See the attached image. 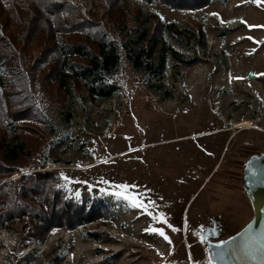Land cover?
Wrapping results in <instances>:
<instances>
[{
	"label": "rangeland",
	"instance_id": "374dc122",
	"mask_svg": "<svg viewBox=\"0 0 264 264\" xmlns=\"http://www.w3.org/2000/svg\"><path fill=\"white\" fill-rule=\"evenodd\" d=\"M65 1L114 41L121 65L105 83L117 90L101 98L76 86L67 101L56 81L48 88L37 71L25 96L11 81L13 68L0 64V148L13 121L11 129L29 149L3 164L0 184L12 180L18 191L22 176L54 171L53 183L67 195L106 208L97 221L53 227L42 241L30 237L27 220L0 225V264H208L212 246L253 217L248 164L264 154V5L211 0L202 8L176 9L158 0H124L107 9L103 0ZM143 15L153 17L144 24L150 29L161 20L182 30L178 38L163 35L177 56L166 55L160 80L126 56ZM45 31L42 25L30 44L31 63L42 52ZM79 39L86 41L84 33L67 37ZM65 42L55 32L56 48ZM243 121L247 126H240ZM117 185H128L125 194L142 207L114 195L124 191Z\"/></svg>",
	"mask_w": 264,
	"mask_h": 264
},
{
	"label": "trees",
	"instance_id": "16d2710c",
	"mask_svg": "<svg viewBox=\"0 0 264 264\" xmlns=\"http://www.w3.org/2000/svg\"><path fill=\"white\" fill-rule=\"evenodd\" d=\"M21 1L25 3L24 8L17 3V0L7 2L0 0V10L6 14L4 18L0 13V37L3 40L0 44V64H7L13 68L12 83H18L26 96L27 87L33 84L36 73L39 71L42 72L41 81L46 82L48 88L53 79L56 81L57 89L64 93L67 101L76 96V86L85 88L92 97H110L117 90V86L106 84L105 77L119 68L121 56L114 41L108 37L104 29H93L94 20L88 16L80 19L74 13V6L65 0ZM103 1L107 9L115 4L121 6L124 4V0ZM142 1L145 5H150L154 0ZM158 1L176 9H198L211 2V0ZM75 18L78 20L73 21ZM151 20H153L152 16L144 17V15L142 19H139L134 29L136 37L130 42L135 47L128 49L126 56L134 68L145 72L150 79L160 80L166 65V55L177 56V53L162 40L163 35L168 34L178 38L182 30L161 20L155 21L150 29L144 24ZM42 25L46 29V38L42 42L43 49L31 63L30 44L38 40L36 33ZM10 26L13 27L12 32L5 34L4 30ZM57 31L63 33L66 41L65 45L59 49L53 43L54 34ZM72 33H84L86 41L67 40L68 35ZM37 42L40 43V41ZM201 44L203 45L204 42ZM71 57L79 60L68 63ZM0 85H2L1 78ZM42 87L46 89L45 86L42 85ZM25 99L27 100V97ZM67 106L68 102L65 108ZM30 110L29 105L26 111ZM23 112L25 113V108L21 109L19 115L23 116ZM63 118L67 119L68 115H64ZM11 123L13 121L8 122L6 126L13 132L3 144L2 149L0 148V168H4V163L16 162L29 153L25 140L11 129ZM9 171L10 174L14 172ZM56 176L54 171L37 172L27 178L22 176L18 180L20 184L18 191L11 188L12 180L0 184V225H14L27 220L30 237L42 241L53 227L71 230L97 221L103 216L106 208L104 204L88 198L76 199L67 195L53 183ZM24 179L26 181L22 183Z\"/></svg>",
	"mask_w": 264,
	"mask_h": 264
},
{
	"label": "water",
	"instance_id": "95a60500",
	"mask_svg": "<svg viewBox=\"0 0 264 264\" xmlns=\"http://www.w3.org/2000/svg\"><path fill=\"white\" fill-rule=\"evenodd\" d=\"M262 159H264V154L248 164V170H250L248 173L249 187L253 179L264 180V164L255 165L258 160ZM245 226L226 239L224 241L227 242L226 244H218H222V248H217L216 245L212 246L216 264H264V228L254 233L242 235L241 232ZM218 252H222L223 255H216Z\"/></svg>",
	"mask_w": 264,
	"mask_h": 264
},
{
	"label": "bare ground",
	"instance_id": "6f19581e",
	"mask_svg": "<svg viewBox=\"0 0 264 264\" xmlns=\"http://www.w3.org/2000/svg\"><path fill=\"white\" fill-rule=\"evenodd\" d=\"M240 126H247L246 122L240 123ZM264 164V159L258 160L255 165ZM251 193L249 198L253 209V217L242 230L241 234H250L264 228V180L253 179L250 183Z\"/></svg>",
	"mask_w": 264,
	"mask_h": 264
},
{
	"label": "snow or ice",
	"instance_id": "6c2138e0",
	"mask_svg": "<svg viewBox=\"0 0 264 264\" xmlns=\"http://www.w3.org/2000/svg\"><path fill=\"white\" fill-rule=\"evenodd\" d=\"M253 2L257 3V5H264V0H253ZM213 15H218V14H215L213 13ZM223 23V21H221ZM243 22V21H242ZM246 23V22H245ZM249 27H253V26H249ZM261 27H264V26H261ZM249 39H251V37H249ZM259 75H264V73L262 74H259ZM65 180H67L68 178L67 177H64ZM128 185H117V188H120V189H123L124 191L123 192H116L114 193V195H116L117 197H123L125 200H129L133 206L135 207H142V204L138 202V198L136 196H130V195H126V191L128 189ZM101 191L103 192L104 189H101ZM77 196H79V193L76 194ZM165 223L167 222L166 220L164 221ZM169 227H172L171 225H169ZM174 231L176 229H173ZM150 231H153V232H158L160 236H162L165 240H167L169 243H171V240L169 239V237L165 234V232L162 230V229H150ZM227 242H222V244H226ZM222 244L221 245H216L217 248H222ZM216 255L218 256H222L223 253L222 252H218ZM212 259L213 257H209V260H208V264H212Z\"/></svg>",
	"mask_w": 264,
	"mask_h": 264
},
{
	"label": "built area",
	"instance_id": "2783aa9c",
	"mask_svg": "<svg viewBox=\"0 0 264 264\" xmlns=\"http://www.w3.org/2000/svg\"><path fill=\"white\" fill-rule=\"evenodd\" d=\"M0 69H2V67H0Z\"/></svg>",
	"mask_w": 264,
	"mask_h": 264
}]
</instances>
